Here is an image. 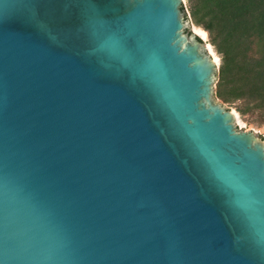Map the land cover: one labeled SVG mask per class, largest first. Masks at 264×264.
I'll return each mask as SVG.
<instances>
[{"label":"water","instance_id":"95a60500","mask_svg":"<svg viewBox=\"0 0 264 264\" xmlns=\"http://www.w3.org/2000/svg\"><path fill=\"white\" fill-rule=\"evenodd\" d=\"M181 5L0 0V264H264V142Z\"/></svg>","mask_w":264,"mask_h":264},{"label":"rangeland","instance_id":"374dc122","mask_svg":"<svg viewBox=\"0 0 264 264\" xmlns=\"http://www.w3.org/2000/svg\"><path fill=\"white\" fill-rule=\"evenodd\" d=\"M184 35L218 58L212 99L234 114L238 132L264 142V0H182ZM198 38V37H197Z\"/></svg>","mask_w":264,"mask_h":264},{"label":"bare ground","instance_id":"6f19581e","mask_svg":"<svg viewBox=\"0 0 264 264\" xmlns=\"http://www.w3.org/2000/svg\"><path fill=\"white\" fill-rule=\"evenodd\" d=\"M194 32L196 33V35H198L199 37H201L203 40L206 39V33L200 29H194ZM208 47V52L210 53V55L213 57L214 61L216 63H218V58L214 55V53L211 50V47L209 45H207Z\"/></svg>","mask_w":264,"mask_h":264},{"label":"trees","instance_id":"16d2710c","mask_svg":"<svg viewBox=\"0 0 264 264\" xmlns=\"http://www.w3.org/2000/svg\"><path fill=\"white\" fill-rule=\"evenodd\" d=\"M181 11L184 12V8H183V6H181ZM199 40H200V39H199ZM200 41H201V40H200Z\"/></svg>","mask_w":264,"mask_h":264}]
</instances>
